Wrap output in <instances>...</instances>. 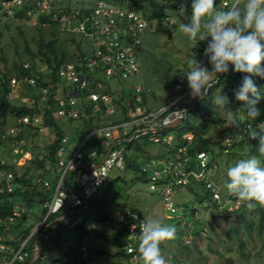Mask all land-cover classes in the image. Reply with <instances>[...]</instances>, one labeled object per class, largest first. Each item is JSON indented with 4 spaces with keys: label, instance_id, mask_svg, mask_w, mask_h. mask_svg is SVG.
<instances>
[{
    "label": "rangeland",
    "instance_id": "rangeland-1",
    "mask_svg": "<svg viewBox=\"0 0 264 264\" xmlns=\"http://www.w3.org/2000/svg\"><path fill=\"white\" fill-rule=\"evenodd\" d=\"M139 1L141 2L139 3ZM227 1L228 6L223 4L227 8H223L221 6L223 2H221L216 4L217 9L227 10L235 3V0ZM92 2L93 0H63L65 7L72 9L81 8ZM131 2L132 4L127 7L142 11L147 20L149 19L148 27L141 37L138 54L141 72L126 81L116 78L106 79L102 73L95 75L99 76L107 92L122 93L126 97L136 94L135 87L141 85L143 87L142 96L148 110H157L175 100H179L178 105L191 108L193 106V104L190 105L192 98L184 75L189 71L188 61L194 53L196 54L195 48L200 41L199 38L190 39L179 30V24L187 22L190 18L191 0H184L188 3V11L183 16L178 13L181 0H131ZM6 7H10V4L5 2L0 5V14L5 9L8 13L13 12L12 9ZM65 7L57 4L53 20H47L41 26L37 25L39 15L34 13L30 15L27 21H24L25 24L19 25L12 18V21L8 22L7 20L6 22V19H9L6 14L0 15V72L6 69L12 70L14 64L21 62L30 65L32 53L36 56L37 71H45V65L38 63L40 39L43 41L42 51L47 52L49 51L44 45L53 41L55 54L62 58L65 63L77 59L79 53L85 55L91 53L92 44L88 39L65 30L68 17L61 19L57 15ZM241 8H243V3H241ZM165 16H169L175 21L176 24L173 27L169 26L173 29L159 26L160 21ZM206 47L207 44L204 49ZM203 53L200 56L196 54V57L211 69V65L208 64L207 57ZM44 77L46 76L44 75ZM12 79H15L16 82L13 83ZM25 82L17 80L14 76L10 78L11 95H8L10 100L29 102V96L33 93V89L30 87L32 85L29 84L28 87ZM220 88H216V95L221 93ZM47 89L41 91L40 102L46 101ZM60 95L61 92L55 91L53 98L56 99ZM79 101V103H86V98L81 97ZM212 102L207 107H203L202 103L198 104L196 111L192 112L191 115L203 114V118L207 120L209 117L219 118L224 129H232L229 127L226 118L221 115ZM231 106L234 115L233 105ZM120 116L119 113L111 115L103 122L116 123ZM96 117V120L102 119ZM60 124L67 137V142L63 144L65 150L62 157L65 159L89 135L81 139L82 133L86 130L81 120H73L70 123L61 118ZM219 124L221 123L218 121L216 126ZM15 125V119H9L6 122L5 131L0 136V141L3 142L0 144L1 153L10 151L14 144L11 140L13 138L12 133L6 132V130ZM206 125L214 144V153L210 154V160L218 165L215 181L219 185L218 189L222 198H224L225 185L228 181L227 169L241 158L257 155L253 152L252 146L257 147L258 142L252 143V145L235 142L231 146L232 152L226 153L213 125ZM51 137L50 129L46 128L41 134L39 131L34 138L39 147L32 152V157L26 161H24L25 158H20L14 165V170L18 176L26 168L29 171L31 169L42 173L40 167L31 164V159L35 157L36 153H39V158H41L43 146ZM92 142L93 139L86 140L84 146L86 153L92 148ZM105 143L110 144L111 141H105ZM168 150V146L152 143L146 138L128 144L125 156L130 165H126L122 170L113 168L109 172L106 182L98 188L97 193L91 198L89 207L91 208V204L93 207L92 201L96 200L97 204L94 209L107 210L109 215H113L114 218H118L124 211L129 210L138 213L144 221L148 218L159 217L164 223L173 225L175 238L162 244L165 258L171 260L173 257L178 264H262L264 261V241L258 232V228L261 222L264 229V205H262L261 211L257 209V204L252 208L244 205L238 211H235L237 205L232 210H227L228 212L219 211L210 199L204 198L203 188L199 184H194L193 190L187 188L179 192L172 197V201L174 206L181 211L185 210L184 206L188 209H192L194 206L195 214H190L187 208L185 213L182 212L173 216L166 214L167 207L164 201L156 192L150 190L149 182L140 170L151 157L155 155L164 156ZM39 179V176H34L32 181L34 183ZM70 179L72 186L77 185V178H72V171L67 173L65 183L68 184ZM195 194L202 196L203 199L196 198ZM80 209L78 208L77 212L72 214L73 217L71 215L70 218L73 220L71 225L68 226L67 222L48 229L41 243L45 257L40 260V264H50L51 261H54L55 255L63 257L62 261H59L60 264H70L76 259H82L86 253L89 256V261L93 264H128L123 255L113 256L107 252H113L119 248L113 239L116 237L113 236L115 234L113 221L103 223L100 218L90 215L79 230V220L84 216L83 210ZM8 238H16L18 242L22 240L19 230L15 226H12Z\"/></svg>",
    "mask_w": 264,
    "mask_h": 264
},
{
    "label": "built area",
    "instance_id": "built-area-1",
    "mask_svg": "<svg viewBox=\"0 0 264 264\" xmlns=\"http://www.w3.org/2000/svg\"><path fill=\"white\" fill-rule=\"evenodd\" d=\"M5 2L10 4V7L6 8L13 11L8 13L5 9L3 12L7 17H13L16 8L22 6L28 7L26 13L29 16L32 13L39 16L54 15L57 4L65 7L63 0H0V5ZM131 4V0H93L91 4H86L81 8H70L68 13L61 16V19L68 17L65 30L88 39L92 44V52L75 62H63L58 65L57 74L68 87V92H63L59 86L55 89V91L61 92V95L55 99L58 106V116L77 119L94 115L106 120L111 115L118 113L119 108L116 101L120 99V94L107 92L99 76H93V73L99 71L106 79L116 78L126 81L141 72L138 54L142 34L148 27V20L142 11L127 7ZM223 4L227 5V2L223 1ZM44 23L46 22L42 24ZM159 24L160 26H173L176 23L169 16H165ZM27 66L28 64L24 65V67ZM39 72L41 76L47 77L50 69L45 65L44 73L40 70ZM12 82L15 83L16 80L12 79ZM27 82L34 85L35 79L31 77ZM91 85L93 86L92 89ZM88 88L91 91L85 94ZM44 90L46 88H43ZM135 91L136 94L132 95L135 107L133 109L128 108V119L116 123L103 122L89 134V136L95 135L99 139L100 145L107 150L103 155L104 160L98 166L93 167L96 164L94 160L98 158L97 149L92 147L88 153L84 150L85 142L89 136L65 159L62 157L64 150L62 148L58 150L57 170L59 175L54 185L52 186L49 181L41 178L37 181V183H42L43 188L51 191L50 196L42 203V207L46 210L45 215L40 221L35 222L30 234L19 241L16 246L9 242L8 236L12 226L21 217L22 208L19 199L17 195H13L16 188L19 187L16 183L17 174L15 170V172L0 170V210L3 209L4 202L13 205L11 211L5 215L0 211V264H25L29 255L27 246L30 243V237L39 230L44 232L53 224L55 220L49 221L50 217L59 212L65 205H69L71 208L86 206L98 188L106 182L109 172L113 168L120 170L125 168L127 144L139 139L146 138L152 143L163 144L170 149V153L165 156L151 157L144 163L140 171L149 182L150 190L161 196L164 204L172 213L179 210L174 206L172 197L191 181H196L210 189L212 198L221 204L222 208L226 206L227 210H232L234 206L241 203L238 199L233 201L227 197L222 198L218 186L213 181V171L209 165L208 155L204 150L197 151L196 166L187 167L190 161L187 146L192 140L191 134H182L183 141L176 150H173L175 147L173 135L165 133V130L177 117L182 118V124L179 127L185 123L186 110L180 108L179 100L152 111L142 104L143 87L137 85ZM81 97L86 98V103H79ZM39 118L37 115L16 118V125L10 127L6 132L12 133L14 138L21 127L26 125L36 126L40 132H43L46 126L40 123ZM246 127L249 137L252 129L249 126ZM222 136L224 143L229 146L231 143L230 136L225 134ZM65 140L66 138L62 139V141ZM105 141H111V143L107 144ZM29 143L26 138L14 139L9 157L13 169L20 158H25L24 161H26L32 157L33 150L31 143ZM224 151L227 152V149L225 148ZM180 153H183L182 158H180ZM73 170L81 171L79 195L69 193V188L65 184L67 173ZM234 198L237 197L234 196ZM128 215V232L125 245L122 248L129 255L131 264H139L137 260L138 237L141 223L144 220L134 213H128ZM123 219L124 216H121L120 220ZM87 256L86 253L81 261L87 263ZM88 264L93 263L89 262Z\"/></svg>",
    "mask_w": 264,
    "mask_h": 264
},
{
    "label": "trees",
    "instance_id": "trees-1",
    "mask_svg": "<svg viewBox=\"0 0 264 264\" xmlns=\"http://www.w3.org/2000/svg\"><path fill=\"white\" fill-rule=\"evenodd\" d=\"M223 1L228 2L227 0H216V4L217 3H221ZM141 1H139L140 3ZM190 4V3H189ZM229 3H227L226 6H228ZM137 5H139L137 3ZM188 5V3H187ZM154 6H156L154 4ZM221 6L223 8H227L223 6V3L221 4ZM28 7H18L16 8V13L13 17H8L9 19H6V22L8 20L12 21L11 18L16 21L19 24H25L24 21H27L30 16L26 13ZM159 8H161L159 6ZM174 8V7H171ZM70 10V7H65L62 11H60L57 15L60 18L62 15L68 13ZM1 16L5 15L4 13L0 14ZM53 16L54 15H40L38 17V21H37V25L41 26L43 22L47 21V20H53ZM23 20V21H21ZM149 20V19H148ZM160 26V24H159ZM162 27V26H161ZM173 27V26H172ZM162 28H169L170 30L173 29L169 26H163ZM72 41V39H71ZM41 45H39V60L38 63H42L43 65H47L50 69L49 74L47 75L46 79H42L41 73L39 71H37V61H36V56L32 53L31 54V62L30 65H28L27 67H24L25 62H21L19 64H14L13 69L12 70H5L0 72V136L3 134V132L5 131V125L6 122L9 119H16L18 117L21 116H39L40 118V123L44 126H46L47 129L51 130L52 133V137L51 139L43 146V153L41 154V158H39V153H36L35 157L33 159H31V164L32 165H36L38 167H40L42 169V173H38L37 170H31L30 171L26 168L23 169V171L21 172V174L18 176L16 175V183L19 185V187L16 188L15 192L13 193V195H17V198L19 199L20 205H21V217L17 219L16 223H15V227L19 230V235L21 236L22 239L26 238L29 234L30 231L32 229V227L34 226L35 222L38 220H41L44 215L46 210L42 207V203L45 199H47L50 196L51 191L47 190L46 188L42 187V183H37L32 181L34 176H39L41 179L43 180H47L49 181V183L53 186L54 183L56 182L57 178H58V170H57V152L59 149H63L65 150L63 144L67 142V137L65 135V133L63 132V128L62 125L60 124L61 118L60 116L57 115V102L56 100L53 98L54 94H55V89L56 87H61L63 92L67 91L66 84L60 79V77L57 74V67L60 63H63V59L60 57H57V55L54 52V42L50 41L48 43H46L44 45V47L49 51H42V47H43V41L40 39ZM207 44V41H200L197 43L196 46V54L197 55H201L204 51V47ZM85 56V54L83 53H79V55L77 56V59L75 58L74 60H70V62H75L79 59H82V57ZM75 57V56H74ZM72 57V58H74ZM97 73H99V71H97ZM96 72L93 73V76H96L95 74H97ZM92 75V72H91ZM243 75H245L244 73H239V72H235L232 70V66H229V71L227 73L224 74H220L218 76V83L216 85H214V87L212 89L209 90V94L208 96L201 100V99H192L190 102V105L193 104V106L191 108H187V106H181V109L186 110V118H185V123L184 125H182L179 128H168L165 130V133H169L173 135L174 138V145L175 147L173 148V150H176L177 146L179 144H181V142L183 141V139L181 138L182 134H191L192 135V140L189 142L188 146H187V154L190 156V161L187 165V167L191 168V167H195L197 160H196V153L199 150H204L207 155H208V160H209V165L212 168V178L214 183L219 187V185L217 184V182L215 181L216 177V171H217V164L214 161L210 160V154L214 153V144L212 143V139H211V133L209 131V128L207 127L206 124H212L213 128L215 130V132H217V136L218 139L222 142V144L224 145V149H227L226 153H231V146L237 142V144H242V143H247L249 145H252V143H256L258 142V140H253L251 138L248 137V133L246 131L247 127L249 126L250 129L255 130L257 132H264V100H261V102L259 103L258 107L260 108V116L255 119H249L246 116V113L243 110V102L240 101H236L235 97L233 95V91L234 89H236L238 87V85L241 83L242 77ZM14 76L16 77L17 80L19 81H23L25 82V84L28 85V87L30 86L29 83L27 82V80L29 78H34L35 79V84L30 86L33 89V93L30 94L29 96V102H24V101H14V100H10L8 98V95L10 93L11 87H10V78ZM256 82L258 84V86L261 88L262 91H264V80L256 78ZM91 89L93 88V86H90ZM219 91L223 92L224 94H227L231 101H232V105H233V109H234V116L236 118L239 119L240 121V126L239 127H232V129H224L222 122L220 121L219 118H213V117H209V119H204L203 118V114H200L199 116H192L191 113L195 112L197 109L198 104L202 103L203 107H207L214 99V97L216 96V88H219ZM43 88H48V95H47V99L45 102H40V96H41V91L43 90ZM90 88H88V90L85 91V94H87L89 91H91ZM113 94V93H111ZM83 95V94H82ZM142 95V93H141ZM120 99H118L116 101V103L118 104V113L121 115L119 118L120 120L123 119H128L129 116L126 115L127 114V110L128 108L133 109L135 107V102L132 98V95H129L128 97H126L125 95H123L122 93L119 95ZM125 101H127L125 103ZM142 104L145 106V100L142 96ZM146 107V106H145ZM187 108V109H185ZM90 113V112H89ZM88 113V114H89ZM117 113V114H118ZM204 113V112H203ZM125 116V117H124ZM124 117V118H122ZM96 116L94 115H88L86 117H81V118H77V119H72V118H64L66 120H68V122L72 123L73 120H81L83 122V124L86 127V130L84 133H82L81 135V139H83L85 136L91 134V132L96 128L99 127L100 125H102L103 123V119L96 120ZM220 122L221 124H219L218 126H216L217 122ZM39 133V129L36 126H31V125H26V126H22L21 129L19 130V132L16 134V136L14 138H12L11 140L14 142L15 140H18L20 138H26L28 141L30 139V143L32 146V150L36 151L37 148L39 147V145H37L34 141V138L36 137V135ZM41 134V132H40ZM223 134L230 136L231 138V143L229 144V146H227L224 143L223 140ZM63 138H66L65 141H62ZM91 139H93L92 142V147L96 148L98 151V158L96 160H94L96 163H98V161L103 157V155L106 153V148L100 145V141L99 139H97V137L95 135H90L87 138V141H90ZM32 141V142H31ZM3 144L2 141H0V144ZM128 145V144H127ZM253 148V152L257 153V150L255 149L256 147L252 146ZM223 149V150H224ZM170 153V149L168 150V152L166 154ZM2 154L6 155L7 157H4ZM165 154V155H166ZM164 155V156H165ZM258 155V153H257ZM158 156V155H155ZM162 156V155H159ZM9 157H10V151H7L6 153H1L0 151V170H11L14 171L13 169V165L10 164L9 162ZM183 157V153H180V158ZM264 159V158H262ZM94 162V163H95ZM32 165H30L32 167ZM129 166V160H126V156H125V166ZM15 172V171H14ZM75 177L77 178V170H73L72 171V178ZM66 179V178H65ZM66 184V183H65ZM194 184H199L203 190H204V198L206 199H210L211 202L213 203L214 207L219 210V211H227L226 206L225 207H221V204L217 203L215 199L212 198L210 189L205 188L202 184L196 182V181H191L185 188H183L182 190H180L179 192H182L185 189H194ZM69 185V186H68ZM66 187L69 188V193H75L79 195V188L77 187V185L72 186V180L70 179L68 184H66ZM71 187V188H70ZM54 188V187H53ZM178 192V193H179ZM97 193V192H96ZM177 193V194H178ZM158 194V193H157ZM159 195V194H158ZM176 195V194H175ZM160 196V195H159ZM161 197V196H160ZM195 197L198 198L200 197L201 199H203L202 196L195 194ZM230 198L233 199V201H235L234 196L232 194H230L228 192L227 189H225L224 192V198ZM91 200V199H90ZM88 201V207L86 209H82L83 210V218H81L80 224L78 225V229L80 230V228L83 226V223L86 221V219H89L90 215H94L95 217H98L101 219V221H103V223L105 222H112L113 227H114V231L115 234L113 236H116L115 238H113L116 243L119 245V248L116 249L115 251L110 253L113 254V256L116 255H123L128 264H131L129 261V255L126 254V252L122 249V246L125 245L126 242V235L128 232V222H129V215L128 213H134L137 214L134 211H124L118 218H114L113 215H109L107 210H100V209H94L96 207L97 201L93 200L92 204H91V208L89 207V202ZM5 205L3 206V209L1 208V213L2 214H7L11 211L12 208V203H6L4 202ZM196 204V203H195ZM194 204V205H195ZM234 204V203H233ZM244 205H246V203L241 202L238 206H237V210H240L241 208L244 207ZM185 210L181 211V213H185L186 212V206ZM81 208V207H75V208H71L69 205H65L59 212H57L56 214L52 215L50 217L49 220H55V222L53 224H51L44 232H42V230L37 231L36 233H34L31 237H30V243L27 246V250H28V258L25 264H29V261L32 258V253H33V248H34V243L36 242V244L41 248V243H42V239L44 238V236L46 235L48 229L52 226H57L58 224H62V223H67L68 222V226L72 224L73 220H71V215L72 214H68L69 212H77V209ZM188 209V208H187ZM257 209H259L260 211L262 210V205L257 204ZM187 211L190 212V214L194 215L195 214V208L193 206L192 209H188ZM263 212V211H262ZM73 213V214H74ZM74 215H72L73 217ZM121 216H124L123 220H120ZM139 216V215H138ZM61 217H63L62 219H60ZM86 217V218H85ZM116 225V226H115ZM58 227V226H57ZM259 234L262 237V240L264 241V229L262 228V224L260 222L259 224ZM112 236V237H113ZM9 242L16 246L18 245V240L16 238H9ZM161 249L163 251L164 254V248H163V244H161ZM88 257V262L85 263L83 261H79L78 264H88L89 262V256ZM170 259V258H169ZM169 264H178V262L176 261V259H173V257H171V260H169ZM36 264V263H35ZM180 264V263H179ZM262 264H264V261L262 262Z\"/></svg>",
    "mask_w": 264,
    "mask_h": 264
},
{
    "label": "clouds",
    "instance_id": "clouds-1",
    "mask_svg": "<svg viewBox=\"0 0 264 264\" xmlns=\"http://www.w3.org/2000/svg\"><path fill=\"white\" fill-rule=\"evenodd\" d=\"M190 8V18L179 24V30L192 40L207 41L203 55L211 65L209 69L195 53L189 59V71L184 76L190 97L205 99L218 83V76L227 73L231 65L233 71L245 74L233 91L235 100L243 102L249 119H257L260 116L258 105L264 100V91L256 82V78L264 80V0H235L227 10L217 9L216 0H191ZM187 11V3L181 0L178 13L183 16ZM212 103L226 118L229 127L240 126L227 94H217ZM249 137L258 140V155L241 158L229 167L225 187L252 208L256 204L264 205V132L253 130ZM174 238L175 227L159 217L143 221L138 237L139 264H169L161 244Z\"/></svg>",
    "mask_w": 264,
    "mask_h": 264
},
{
    "label": "water",
    "instance_id": "water-1",
    "mask_svg": "<svg viewBox=\"0 0 264 264\" xmlns=\"http://www.w3.org/2000/svg\"><path fill=\"white\" fill-rule=\"evenodd\" d=\"M181 124H182V118H181V117H177V119H175L174 121H172V122L168 125V128L174 129V128L179 127ZM104 158H105V157H103L102 159H100V160L98 161V163H96L93 167L98 166V165L104 160ZM93 167H92V168H93ZM80 173H81V171L78 170V171H77V186H78L79 190H80V180H79ZM179 213H181V210H178V211H176L175 213H172V212L170 211V209H168V208L166 209V214H167L168 216H173L174 214H179ZM62 218H63V217H61V219H62ZM40 257H41V250H40V247H39V246L36 244V242H35V246H34V248H33V253H32V258H31V260L29 261V264H35V263L40 259Z\"/></svg>",
    "mask_w": 264,
    "mask_h": 264
},
{
    "label": "crops",
    "instance_id": "crops-1",
    "mask_svg": "<svg viewBox=\"0 0 264 264\" xmlns=\"http://www.w3.org/2000/svg\"><path fill=\"white\" fill-rule=\"evenodd\" d=\"M126 115H128V113H127ZM124 117H125V116H124ZM124 117H122V118H124ZM87 207H88V204H87L86 206H84V207H81L80 210H82V209H86ZM73 213H74V212H69L68 214H73ZM60 219H61V218H60ZM34 246H35V243H34ZM122 249H123V248H122ZM40 250H41V257H40V259L36 262L37 264H40V260H41L42 258L45 257L44 254H43V252H42V246H41ZM85 250H86V249H85ZM107 252L110 253L109 251H107ZM111 255H112V253H111ZM62 259H63L62 256H57V255H55V256H54V261H51L50 264H60L59 261H62ZM80 260H81V259H76V260L70 262V264H78V262H79Z\"/></svg>",
    "mask_w": 264,
    "mask_h": 264
}]
</instances>
